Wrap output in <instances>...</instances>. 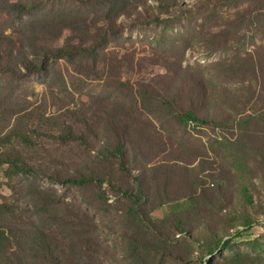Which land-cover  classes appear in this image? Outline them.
I'll use <instances>...</instances> for the list:
<instances>
[{"label":"rangeland","instance_id":"rangeland-1","mask_svg":"<svg viewBox=\"0 0 264 264\" xmlns=\"http://www.w3.org/2000/svg\"><path fill=\"white\" fill-rule=\"evenodd\" d=\"M20 1H31L32 9L10 8ZM140 5L150 14L132 23L119 17L120 32L98 50L96 64L86 59L80 71L68 58H59L47 72L21 69L19 81L0 78V228L16 245L22 234L44 232L62 264H264V0H146ZM91 10L73 0H0V32L15 49L28 45L38 29L40 49L78 43L91 32L81 23ZM55 21L73 26L53 38L41 26ZM156 58L203 77L207 105L217 119V124L185 126L163 112L142 114L165 143L161 152L174 154L194 174L203 159L214 160L226 183L205 180L200 190L189 179V189L176 168L167 185L171 203H163L161 192L135 208L115 188L124 177L117 165L97 156L104 141L84 147L29 132L35 144L27 146L18 137H4L21 109L64 117L67 108L97 113L105 103L130 101V86L165 74L151 64ZM18 158L31 172L9 168L7 161ZM86 162V174L99 180L64 181ZM243 188L251 195L250 205ZM180 222L188 232L175 228ZM14 250L24 264H50L29 250Z\"/></svg>","mask_w":264,"mask_h":264},{"label":"trees","instance_id":"trees-1","mask_svg":"<svg viewBox=\"0 0 264 264\" xmlns=\"http://www.w3.org/2000/svg\"><path fill=\"white\" fill-rule=\"evenodd\" d=\"M73 1L92 6V10L84 14L81 20V23L89 24L86 27L91 31H87V39L82 42L90 44L85 46L79 41L78 43L67 42L61 47L40 49L42 33L38 29L29 37L28 45L21 44V47L15 49L9 37L0 32V78L11 77L19 81L23 76L21 69L28 72H47V66L59 58H68L71 65L81 71L84 60L91 59L96 64L99 57L98 50L104 49L108 40L120 32V24L116 21L119 17L132 23L137 18L150 14L140 5L141 2L145 4L146 0ZM31 3V1H20L11 3L9 6L14 11L26 13L32 9ZM89 17L91 18L87 22ZM151 19L160 20L156 15H153ZM71 26L73 25L69 21H55L41 27H45L44 32L53 38H59L62 30ZM118 63L119 61L117 65ZM151 64L163 68L165 74L158 75L147 82H138L137 88L130 86L129 90L133 97L128 102L114 100L105 103L97 113L90 112V108H83L80 112L67 108L64 117L63 115H45L38 110L21 109L14 113L17 115L4 137L7 140L18 137L27 146L35 144L32 143L34 140L31 139L30 133L47 138L53 137L66 144L75 143L84 147L88 146V141L96 139L104 141L103 150L97 152V156L110 160L113 165L115 163L126 179L119 177V183L116 185L111 179L102 180L121 189L135 208L150 201L154 193L161 196V192L166 198L163 203H171L167 185L169 180L174 178L172 172L176 168L185 177V186L189 189H191L189 179H192L200 190L205 180L226 183L228 177L222 173L221 165L214 160L205 157L207 159L199 163L200 172L194 174L186 169L182 162L177 161L178 157L175 158L174 154L164 153V150L161 152L162 144L165 145V143H160L161 139L157 138L156 126L151 118L143 117L142 114L163 112L175 118L179 125L185 126L193 122L203 125L217 124V119L214 111L207 105L208 90L203 77L188 72L180 65L175 66L165 58H156L151 61ZM219 109L221 110L220 107ZM31 122L33 125L29 126ZM95 127L103 131V138L98 137L99 131L95 130ZM89 133L93 137L89 136ZM7 162L9 168L31 172L30 166L21 158ZM88 166L87 162L83 166H76L74 171L65 175L64 181L71 184H87L90 181L99 180L98 177L86 174L89 171ZM64 169L68 170L69 167L65 166ZM199 174L200 177H198ZM218 189L221 190V188ZM201 192L205 194L204 191ZM242 194L246 204L250 205L252 198L246 188L242 189ZM177 227L183 233L188 232V229L182 227V222L180 225L176 224L175 228ZM22 237L16 245L10 235L0 228V264H24L22 256L14 250V247L22 253L29 250L33 258L42 262L62 264L55 253L54 245L46 241L44 232L33 230L32 235L22 234ZM219 240L217 237L216 245ZM225 245L226 240L221 246L225 247ZM213 249L210 251L213 252Z\"/></svg>","mask_w":264,"mask_h":264}]
</instances>
